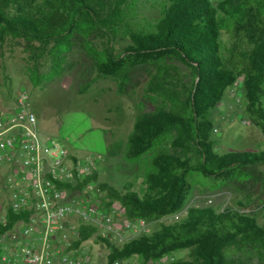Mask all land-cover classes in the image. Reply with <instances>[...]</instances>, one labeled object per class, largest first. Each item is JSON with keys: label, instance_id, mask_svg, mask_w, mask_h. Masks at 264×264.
<instances>
[{"label": "trees", "instance_id": "obj_1", "mask_svg": "<svg viewBox=\"0 0 264 264\" xmlns=\"http://www.w3.org/2000/svg\"><path fill=\"white\" fill-rule=\"evenodd\" d=\"M134 3L0 0V45L8 36L38 42L49 49L55 60L51 74H57L61 56L79 39L98 74L116 78L120 87L135 66L148 62L165 69L166 59L173 57L189 69L186 96H167L152 111L138 114L128 135L124 157L135 161L148 155L143 194H136L131 185L120 191L99 183L103 203L117 201L126 219L155 223L180 212L196 183H228L242 170L264 165V151L220 154L211 138V113L235 81H240L246 120L264 136V0H221L216 5L213 0H163L155 19L137 17ZM223 30L250 40L238 64L223 54ZM95 32L110 38L120 34L129 45L115 55L110 40L106 49L95 51L89 41ZM153 86L150 82L148 89ZM95 233L93 227H80L73 245ZM96 240L108 249V264L131 258L154 263L183 250L187 257L164 264H241L231 258L234 251L251 254V248L256 258L264 259V214L259 224L237 208L190 206L181 221L160 224L121 246Z\"/></svg>", "mask_w": 264, "mask_h": 264}, {"label": "rangeland", "instance_id": "obj_2", "mask_svg": "<svg viewBox=\"0 0 264 264\" xmlns=\"http://www.w3.org/2000/svg\"><path fill=\"white\" fill-rule=\"evenodd\" d=\"M219 1L213 0V4ZM162 2L135 0L137 17L157 18ZM110 40L115 55L129 45L128 38L120 34L110 38L107 34L95 32L89 38L95 51L106 49ZM220 42L223 54L231 63L238 64L247 52L250 40L223 30ZM72 43L70 51L59 60V72L51 74L55 60L49 49L38 42L6 37L0 45V113L17 108L18 93L26 90L37 117L38 130L49 134L58 145L79 158L102 155L100 181L120 191L131 185V190L141 196L145 188L148 155L135 161L127 160L124 152L128 135L138 114L152 111L166 101L167 96H186L190 71L173 57L166 59L165 69L159 68L155 62H148L135 66L127 83L120 87L116 78L98 74L93 58L87 54L79 39H74ZM150 82L154 86L148 89ZM211 117V138L218 153L264 151L261 130L250 125L245 118L240 83L235 91L230 88L225 92ZM242 171L239 177L228 183H196L182 210L151 224L149 232L159 229L160 224L181 221L190 206H210L218 211L237 208L255 217L261 224L264 214V165ZM112 204L119 206L117 201ZM126 235L132 237L133 234L127 232ZM84 246L92 262L106 264L108 250L105 245L92 237ZM247 251L252 253L234 251L231 258L241 264H264V259L256 258L251 248ZM187 256L188 251L183 250L165 256L162 262ZM119 264L139 263L136 258H131L121 260Z\"/></svg>", "mask_w": 264, "mask_h": 264}, {"label": "built area", "instance_id": "obj_3", "mask_svg": "<svg viewBox=\"0 0 264 264\" xmlns=\"http://www.w3.org/2000/svg\"><path fill=\"white\" fill-rule=\"evenodd\" d=\"M16 104L0 113V264H104L91 261L86 241L73 245L80 227L116 246L149 232L154 223L103 203L102 155L79 158L38 130L26 90Z\"/></svg>", "mask_w": 264, "mask_h": 264}]
</instances>
